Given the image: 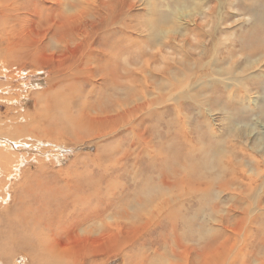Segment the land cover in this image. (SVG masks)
<instances>
[{
    "label": "bare ground",
    "instance_id": "6f19581e",
    "mask_svg": "<svg viewBox=\"0 0 264 264\" xmlns=\"http://www.w3.org/2000/svg\"><path fill=\"white\" fill-rule=\"evenodd\" d=\"M0 35L6 55L49 74L35 94L42 133L118 137L103 179L71 204L95 203L99 222L51 244L56 264H264V0H0ZM10 200L0 264H38L47 238ZM14 248L26 254L9 260Z\"/></svg>",
    "mask_w": 264,
    "mask_h": 264
},
{
    "label": "rangeland",
    "instance_id": "374dc122",
    "mask_svg": "<svg viewBox=\"0 0 264 264\" xmlns=\"http://www.w3.org/2000/svg\"><path fill=\"white\" fill-rule=\"evenodd\" d=\"M240 19V24L247 21V19ZM7 44V42L2 44L0 42V126L6 123V126L0 127V162L4 159L9 160L10 164L3 171L9 176L10 181L3 184L6 186L4 189L0 188V211L8 208L5 198L9 196L11 198L9 210L12 217L36 216L38 222L27 225L30 228L36 227L47 238L38 264H56L50 256L51 244L56 246L60 241H74L77 237H83L93 225L96 226L99 222L98 219L95 220L94 217L86 215L89 210L96 212L95 203H90L84 210H74L71 204L75 197L86 196L93 191L96 186L94 181L103 179L101 170L107 165L106 147L113 146L118 137L99 141L81 136L82 139L77 141L75 139L82 135L81 132L78 135L73 131L60 133L57 130H53L50 135L42 133L50 127V124L43 122L44 128H40L35 121L37 110L35 94L47 89L46 79L49 74L45 69L35 72L37 69L32 68L26 61L17 62L16 56L6 55L4 48ZM18 65H26V67L18 70ZM31 70L35 73L30 74ZM235 103L241 106L237 104L234 107ZM246 104L247 101L237 98L230 108L243 111V106ZM219 107L227 109L224 103H221ZM43 110L47 111V103L43 104ZM217 117L219 120L223 116L219 114ZM192 118L197 117L193 115ZM245 136L246 133H242L236 141L244 138L247 143H250ZM199 146L211 148L208 144ZM193 163H197V160L195 159ZM213 165H217V162H213ZM120 201H122L121 198L117 203ZM209 201L211 206L218 202L216 197L210 196ZM255 205L256 197L251 201V208L254 209ZM199 208L207 210L210 207L194 203L191 211L195 213ZM122 209L123 205L115 214ZM111 212L108 211L105 218ZM3 248L4 244H1L0 252ZM11 248V245L6 246L8 251ZM22 254L26 253L14 248L11 258L8 257V259L13 260L12 256ZM101 258L96 259L101 260ZM17 259L14 260L15 264H21L24 261L23 257ZM86 261L79 255L70 264H90L87 259ZM121 263L122 259H111L109 262V264Z\"/></svg>",
    "mask_w": 264,
    "mask_h": 264
},
{
    "label": "snow or ice",
    "instance_id": "6c2138e0",
    "mask_svg": "<svg viewBox=\"0 0 264 264\" xmlns=\"http://www.w3.org/2000/svg\"><path fill=\"white\" fill-rule=\"evenodd\" d=\"M240 67H242V66H240Z\"/></svg>",
    "mask_w": 264,
    "mask_h": 264
}]
</instances>
